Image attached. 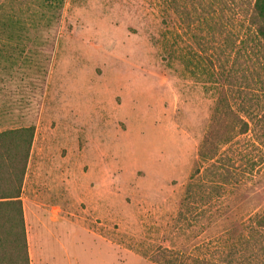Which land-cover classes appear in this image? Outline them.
Instances as JSON below:
<instances>
[{
    "label": "rangeland",
    "instance_id": "374dc122",
    "mask_svg": "<svg viewBox=\"0 0 264 264\" xmlns=\"http://www.w3.org/2000/svg\"><path fill=\"white\" fill-rule=\"evenodd\" d=\"M254 3L0 0V131L34 128L22 204L51 199L81 222L37 223L42 261L63 241V264H264ZM230 110L249 129L211 166L200 144L215 115L222 132L240 124Z\"/></svg>",
    "mask_w": 264,
    "mask_h": 264
},
{
    "label": "trees",
    "instance_id": "16d2710c",
    "mask_svg": "<svg viewBox=\"0 0 264 264\" xmlns=\"http://www.w3.org/2000/svg\"><path fill=\"white\" fill-rule=\"evenodd\" d=\"M254 10L259 19V24L254 27L264 41V0H255ZM222 110L224 111L223 107ZM220 111L221 104L218 100L216 114L218 115ZM230 111L232 117L240 124L232 123L227 126L226 132H222L217 128L215 115L200 144L199 156L214 160L211 166L219 164L220 144L230 142L234 137V130L237 129V133H245L249 129V122L246 119ZM33 138V126L0 131V264H31L20 196ZM262 217L264 213L259 216V223H263ZM162 252L166 254V250ZM153 259L161 264H177L176 257L170 259L167 256L164 258L154 256ZM203 263L205 261L201 264Z\"/></svg>",
    "mask_w": 264,
    "mask_h": 264
},
{
    "label": "crops",
    "instance_id": "0c3cea01",
    "mask_svg": "<svg viewBox=\"0 0 264 264\" xmlns=\"http://www.w3.org/2000/svg\"><path fill=\"white\" fill-rule=\"evenodd\" d=\"M23 197V196H22ZM51 199H46L45 201L39 202L37 200H32L29 198H23V204H24V218H25V225H26V234H27V242H28V251L30 256V262L31 264H48L43 260V256H40V253L37 252L38 249V242H35V238L39 235L38 227L40 224L45 228V219L46 215L48 216V219L52 222H58V221H65V220H73L75 216H73L72 212H69L68 210H65L64 205H54V203L51 202ZM104 207H107V203L103 202ZM73 204H69L71 206ZM76 221H78L79 227H80V219L78 216L75 218ZM36 224V225H34ZM36 228V229H35ZM62 243V250L64 251V255H67L70 259V245L69 243L61 242ZM40 246V245H39ZM64 255L62 260L57 259V264H63L64 262ZM69 261V260H68ZM77 262V261H76ZM79 264V262H77Z\"/></svg>",
    "mask_w": 264,
    "mask_h": 264
}]
</instances>
